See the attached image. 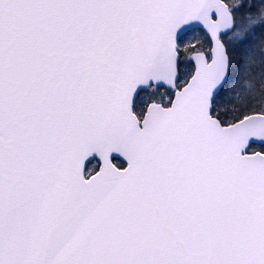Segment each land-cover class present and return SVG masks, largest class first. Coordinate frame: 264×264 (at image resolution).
<instances>
[{
    "label": "snow or ice",
    "instance_id": "1",
    "mask_svg": "<svg viewBox=\"0 0 264 264\" xmlns=\"http://www.w3.org/2000/svg\"><path fill=\"white\" fill-rule=\"evenodd\" d=\"M0 264H264V0H0Z\"/></svg>",
    "mask_w": 264,
    "mask_h": 264
}]
</instances>
